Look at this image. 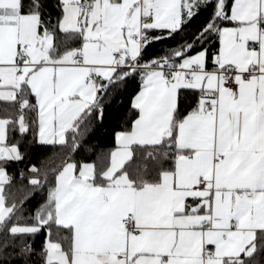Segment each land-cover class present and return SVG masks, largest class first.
Here are the masks:
<instances>
[{"label":"snow or ice","instance_id":"snow-or-ice-1","mask_svg":"<svg viewBox=\"0 0 264 264\" xmlns=\"http://www.w3.org/2000/svg\"><path fill=\"white\" fill-rule=\"evenodd\" d=\"M0 264H264V0H0Z\"/></svg>","mask_w":264,"mask_h":264}]
</instances>
